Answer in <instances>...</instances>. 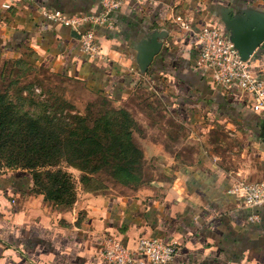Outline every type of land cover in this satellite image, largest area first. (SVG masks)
Here are the masks:
<instances>
[{
  "label": "crops",
  "instance_id": "0c3cea01",
  "mask_svg": "<svg viewBox=\"0 0 264 264\" xmlns=\"http://www.w3.org/2000/svg\"><path fill=\"white\" fill-rule=\"evenodd\" d=\"M100 1L0 0V59L24 56L113 101L150 84L189 131L221 133L235 146L202 149L189 161L155 144L165 149L157 156L168 185L130 196L83 194L62 214L32 193L28 172L0 176V264H104L106 239L135 251L149 237L181 246L172 264H264V206L247 209L231 192L238 181L264 180V111L255 113L236 87L216 88L196 67L195 34L203 26L228 37L264 31V0H121L114 28L98 30L105 57L91 59L72 27L47 15H98ZM177 16L192 31L180 30ZM251 58L264 80V41ZM252 215L259 221L251 223Z\"/></svg>",
  "mask_w": 264,
  "mask_h": 264
},
{
  "label": "rangeland",
  "instance_id": "374dc122",
  "mask_svg": "<svg viewBox=\"0 0 264 264\" xmlns=\"http://www.w3.org/2000/svg\"><path fill=\"white\" fill-rule=\"evenodd\" d=\"M1 96L15 105L17 118L28 113L41 119L43 141L62 150L32 156L20 138H0V176L35 174L32 193L44 196L46 208L60 214L72 210L83 194L130 196L158 189L159 182L168 185L166 167L157 156L163 148L155 144L189 161L202 149L219 154L235 146L233 139L220 138L221 133L207 137L189 131L150 84L141 83L124 100L113 101L24 56L0 59ZM86 176L91 180L84 181Z\"/></svg>",
  "mask_w": 264,
  "mask_h": 264
},
{
  "label": "built area",
  "instance_id": "2783aa9c",
  "mask_svg": "<svg viewBox=\"0 0 264 264\" xmlns=\"http://www.w3.org/2000/svg\"><path fill=\"white\" fill-rule=\"evenodd\" d=\"M98 15H67L50 12L48 18L55 23L72 27L79 35L81 52L91 59H103V46L98 37L99 29H113L111 15L122 6L121 0H101ZM180 30L192 31L191 26L181 17H174ZM82 25H89L82 31ZM201 42L196 67L203 69L216 88H238L250 99L255 113L264 111V80L255 71L252 58L244 62L229 37L214 26H203L195 32ZM232 194L247 209L264 206V180L260 182L238 181L232 187ZM251 223L259 221L257 215L249 217ZM181 246L176 242H165L149 237L139 240L135 251H131L115 239H106L103 244L104 264H172L180 254Z\"/></svg>",
  "mask_w": 264,
  "mask_h": 264
},
{
  "label": "trees",
  "instance_id": "16d2710c",
  "mask_svg": "<svg viewBox=\"0 0 264 264\" xmlns=\"http://www.w3.org/2000/svg\"><path fill=\"white\" fill-rule=\"evenodd\" d=\"M5 98L3 96L0 97V138L6 142H15L20 138V142L25 147V152L33 154L32 156H35L43 150H51L54 154L56 152H61V145L56 143H46L41 138L42 127L44 126V122L41 119H36V117L30 116L28 113L24 114V119L20 117L17 118L15 105L12 101L6 102ZM29 138H32V143L28 141ZM29 174L34 181L36 175L33 173ZM83 180L89 181L91 179L86 176ZM55 187L58 186L55 185ZM45 196L47 197L48 195L45 194Z\"/></svg>",
  "mask_w": 264,
  "mask_h": 264
},
{
  "label": "water",
  "instance_id": "95a60500",
  "mask_svg": "<svg viewBox=\"0 0 264 264\" xmlns=\"http://www.w3.org/2000/svg\"><path fill=\"white\" fill-rule=\"evenodd\" d=\"M76 39L80 37L77 33H74ZM230 41L235 45V48L239 51L241 58L244 62L251 59L255 50L264 41V31H257L254 34L248 36H229Z\"/></svg>",
  "mask_w": 264,
  "mask_h": 264
}]
</instances>
